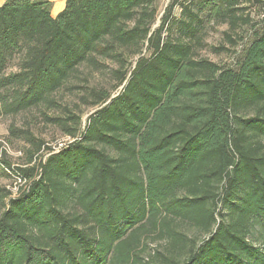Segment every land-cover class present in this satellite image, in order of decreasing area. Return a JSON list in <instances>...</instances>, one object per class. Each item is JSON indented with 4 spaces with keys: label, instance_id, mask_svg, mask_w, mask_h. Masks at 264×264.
I'll return each instance as SVG.
<instances>
[{
    "label": "trees",
    "instance_id": "trees-1",
    "mask_svg": "<svg viewBox=\"0 0 264 264\" xmlns=\"http://www.w3.org/2000/svg\"><path fill=\"white\" fill-rule=\"evenodd\" d=\"M51 9L0 6V114L55 109L74 90L103 108L84 131L71 112L48 118L73 142L38 164L45 143L11 128L32 148L25 188L0 189V264H264V25L245 13L264 16V0ZM212 23L244 44L233 66L200 55ZM108 70L115 98L93 84Z\"/></svg>",
    "mask_w": 264,
    "mask_h": 264
},
{
    "label": "rangeland",
    "instance_id": "rangeland-1",
    "mask_svg": "<svg viewBox=\"0 0 264 264\" xmlns=\"http://www.w3.org/2000/svg\"><path fill=\"white\" fill-rule=\"evenodd\" d=\"M171 0H161V10L163 11L170 3ZM178 10V9H177ZM241 13V12H240ZM246 14H251L255 23L259 24L257 29H261L264 20V16H260L259 11L248 10ZM259 14V15H258ZM237 29V34L248 37L246 42L251 39V31L249 26L240 25ZM229 30L227 24H209L206 28L205 46L200 50V55L209 59L212 62L218 63L223 66H233L240 57V52L244 49L242 42L234 48L232 43L226 40L224 33ZM250 35V36H249ZM237 38L236 35L233 36ZM225 47L227 49L217 51L218 48ZM239 53L237 54V52ZM113 67V66H112ZM99 88H105L111 91L112 98L117 97L124 85L114 89L117 85V81L112 79L110 70L103 75L96 77L93 82ZM84 91L74 90L73 92L64 91L60 93L58 101L61 104L58 108L52 109H34L16 116L0 114V189L4 192L6 190L13 194V197L18 196L21 189H24L26 182L17 173L18 167H25L29 160L28 150L32 148L23 137L16 138L11 134V128H15L19 131H30L34 134L35 138L45 143L42 151L37 154V164L40 163L41 157L47 159L54 153L60 152L61 149L67 147L69 143H72L71 138L65 135L62 128L56 125L48 118L64 117L66 118L70 112L75 116H79L82 122L81 129L85 130L89 123L90 117L97 111L103 108L94 105V99L83 95ZM21 134V133H20ZM52 148V152H47L46 148ZM5 162L10 164L5 165ZM35 163V162H34ZM33 163V164H34ZM4 164V165H3ZM8 203V201H5ZM4 209V205L0 203V210ZM190 231V230H189ZM192 234L193 231H190ZM163 241H156L150 244V248H159Z\"/></svg>",
    "mask_w": 264,
    "mask_h": 264
},
{
    "label": "crops",
    "instance_id": "crops-1",
    "mask_svg": "<svg viewBox=\"0 0 264 264\" xmlns=\"http://www.w3.org/2000/svg\"><path fill=\"white\" fill-rule=\"evenodd\" d=\"M52 3L51 15L57 18L58 15L64 11L68 0H49ZM6 0H0V6H2Z\"/></svg>",
    "mask_w": 264,
    "mask_h": 264
}]
</instances>
